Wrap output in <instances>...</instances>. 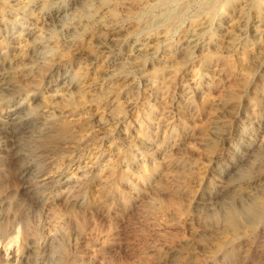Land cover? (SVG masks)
Returning a JSON list of instances; mask_svg holds the SVG:
<instances>
[{"label":"rangeland","instance_id":"rangeland-1","mask_svg":"<svg viewBox=\"0 0 264 264\" xmlns=\"http://www.w3.org/2000/svg\"><path fill=\"white\" fill-rule=\"evenodd\" d=\"M80 1L0 0V264H264V0Z\"/></svg>","mask_w":264,"mask_h":264},{"label":"bare ground","instance_id":"bare-ground-1","mask_svg":"<svg viewBox=\"0 0 264 264\" xmlns=\"http://www.w3.org/2000/svg\"><path fill=\"white\" fill-rule=\"evenodd\" d=\"M92 2V1H91ZM73 3V2H72ZM94 3V2H93ZM56 4V3H55ZM54 4V5H55ZM63 4V3H62ZM75 4V3H74ZM96 4H97V2H95V6H96ZM76 6H73L74 7V9L73 10H71V11H67V12H65V13H63L62 14V16H61V18H60V21L62 22V23H64V24H68L69 26H70V28H71V32L73 33V34H75V33H77L79 30L78 29H80V25H78V24H76V23H74L73 22V19H76L77 18V13L80 11V13L82 12V11H84V9L87 7V6H90L91 4L88 2V0H81L80 1V3H78V4H75ZM92 5H94V4H92ZM91 5V6H92ZM97 5H99V4H97ZM105 5V4H104ZM70 7V6H69ZM100 8H101V5L99 6ZM93 8V7H92ZM62 9V8H61ZM67 9V8H66ZM71 8H69V10H70ZM77 12V13H76ZM90 12V11H89ZM118 13H119V11H118ZM79 14V13H78ZM55 15V14H54ZM60 15V14H59ZM119 15V14H118ZM79 16H80V14H79ZM84 16H86V15H84ZM109 16V15H108ZM79 19V18H78ZM77 21V20H76ZM83 21V24H84V19L82 20ZM116 21V20H115ZM170 21V20H169ZM168 21V23L170 24V22ZM90 22V21H89ZM109 24V23H108ZM68 26V27H69ZM112 26V25H111ZM110 26V27H111ZM168 26V25H167ZM53 28V27H52ZM67 28V27H66ZM87 29V28H86ZM52 30V29H51ZM53 31V30H52ZM68 32H69V30H68ZM71 34V33H70ZM74 36V35H73ZM77 36V35H76ZM192 42V41H191ZM194 42V41H193ZM230 43H231V41H230ZM192 47V46H191ZM199 47V46H198ZM188 48H189V46H188ZM193 48V47H192ZM146 50V49H145ZM148 50V49H147ZM187 52V51H186ZM145 55V54H144ZM3 68H4V66H3ZM5 70H6V67H5ZM4 70V71H5ZM7 72V71H6ZM7 74V73H6ZM3 75V74H2ZM2 75L0 74V80H1V78H2ZM8 76H9V74H7ZM12 75V74H11ZM10 75V76H11ZM7 78V77H6ZM8 79H9V77H8ZM2 82V81H1ZM4 83V82H3ZM6 83H7V81H6ZM9 84V83H8ZM10 87V86H9ZM15 88V87H14ZM10 91H11V89H10ZM220 119V118H219ZM218 119V120H219ZM221 120V119H220ZM215 122V121H214ZM215 126H217V125H215ZM227 127V126H226ZM215 130V129H214ZM57 131V130H56ZM9 132V131H8ZM10 135V134H9ZM15 135V134H14ZM8 137V136H7ZM12 139H13V137H12ZM251 145V144H250ZM16 149H18V147L16 148ZM15 149V150H16ZM251 149V148H250ZM247 150V149H246ZM249 150V149H248ZM251 152V151H250ZM254 152V151H253ZM245 153V152H244ZM247 155V154H246ZM247 160V159H246ZM248 161V160H247ZM240 172V171H239ZM239 172H237V174L239 173ZM241 175V174H240ZM240 175H238V176H240ZM234 176V175H233ZM235 177V176H234ZM237 177V176H236ZM232 179V178H231ZM230 179V180H231ZM241 179V178H240ZM234 181H236V180H234ZM261 182V181H260ZM237 183V182H236ZM249 183V182H248ZM251 183V182H250ZM233 184V183H232ZM238 184V183H237ZM240 184V183H239ZM257 184H258V182H257ZM260 184V183H259ZM254 186L255 184H254V182H253V184H251V186ZM230 186V185H229ZM232 188V187H231ZM227 189V188H226ZM235 189H237V188H235ZM240 189V188H239ZM223 190V189H222ZM225 190V189H224ZM242 190V189H241ZM253 191V190H252ZM251 191V192H252ZM230 192V191H229ZM232 192V191H231ZM237 192L238 191H236V196L238 195L237 194ZM242 192V191H241ZM225 193V192H224ZM228 193V192H227ZM246 193H247V191H246ZM245 193V194H246ZM250 193V192H249ZM255 193V192H254ZM230 194V193H229ZM240 194V193H239ZM256 194V193H255ZM234 195V194H233ZM217 196V195H216ZM215 196V197H216ZM222 196V195H221ZM226 196V195H225ZM224 196V197H225ZM235 196V195H234ZM249 196V195H248ZM251 196V195H250ZM223 197V196H222ZM221 197V198H222ZM227 197V196H226ZM225 197V198H226ZM238 197V196H237ZM236 197V198H237ZM242 197V196H241ZM218 198V197H217ZM255 198H259V197H255ZM212 199V198H211ZM227 199V198H226ZM239 199H241V198H239ZM210 202V201H209ZM231 202V201H230ZM242 202V201H241ZM259 202V201H258ZM229 203V202H228ZM250 203V202H249ZM212 204V203H211ZM210 203H209V205H211ZM227 204V203H226ZM230 204V203H229ZM232 204V203H231ZM241 204V203H240ZM252 204V203H251ZM225 206V205H224ZM233 206V205H232ZM235 206V205H234ZM222 208H223V205H222ZM225 208V207H224ZM231 208V207H230ZM234 208V207H233ZM245 209V208H244ZM225 210V209H224ZM242 210V209H241ZM216 211V210H215ZM223 212H225V211H223ZM250 212V211H249ZM259 212V211H258ZM229 214V213H228ZM233 214V213H232ZM241 214V213H240ZM248 214V213H247ZM251 214H253V213H251ZM260 214V213H259ZM246 215V214H245ZM252 216V215H251ZM254 216V215H253ZM259 216V215H258ZM246 217H247V215H246ZM242 218V217H241ZM252 218V217H251ZM243 219V218H242ZM245 220H247V218H244ZM249 219H250V217H249ZM248 219V220H249ZM253 219V218H252ZM251 219V220H252ZM255 219V218H254ZM253 219V220H254ZM228 221V220H227ZM236 221V220H235ZM244 221V220H243ZM257 221V220H256ZM259 221V220H258ZM228 222H230V221H228ZM228 222H227V225H229L228 224ZM233 222V221H232ZM245 222V221H244ZM252 224H253V222H251ZM250 223V221H249V223L248 224H251ZM226 225V226H227ZM238 225V224H237ZM245 225V224H244ZM230 226V225H229ZM233 226V225H232ZM255 226V225H254ZM246 227V226H245ZM244 227V228H245ZM255 227H257V226H255ZM248 229V228H247ZM249 229H250V227H249ZM245 230H246V228H245ZM236 233H237V231H235ZM241 233V232H240Z\"/></svg>","mask_w":264,"mask_h":264}]
</instances>
